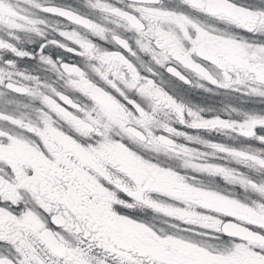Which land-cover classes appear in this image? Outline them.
Returning a JSON list of instances; mask_svg holds the SVG:
<instances>
[{
    "label": "snow or ice",
    "instance_id": "6c2138e0",
    "mask_svg": "<svg viewBox=\"0 0 264 264\" xmlns=\"http://www.w3.org/2000/svg\"><path fill=\"white\" fill-rule=\"evenodd\" d=\"M0 264H264V0H0Z\"/></svg>",
    "mask_w": 264,
    "mask_h": 264
},
{
    "label": "flooded vegetation",
    "instance_id": "af4514ba",
    "mask_svg": "<svg viewBox=\"0 0 264 264\" xmlns=\"http://www.w3.org/2000/svg\"><path fill=\"white\" fill-rule=\"evenodd\" d=\"M219 99V98H218Z\"/></svg>",
    "mask_w": 264,
    "mask_h": 264
}]
</instances>
